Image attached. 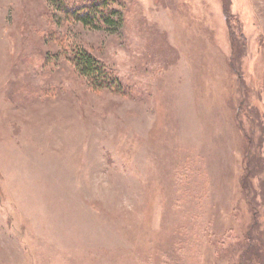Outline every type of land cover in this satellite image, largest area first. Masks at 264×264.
<instances>
[{"label": "rangeland", "instance_id": "rangeland-1", "mask_svg": "<svg viewBox=\"0 0 264 264\" xmlns=\"http://www.w3.org/2000/svg\"><path fill=\"white\" fill-rule=\"evenodd\" d=\"M110 3L0 0V264H264V0Z\"/></svg>", "mask_w": 264, "mask_h": 264}, {"label": "trees", "instance_id": "trees-1", "mask_svg": "<svg viewBox=\"0 0 264 264\" xmlns=\"http://www.w3.org/2000/svg\"><path fill=\"white\" fill-rule=\"evenodd\" d=\"M50 2H53V5L57 6L65 16L75 19L83 25L117 30L122 24L121 13L110 5V0H86V2L78 3L73 1L68 3L67 0H50ZM69 59L76 70L86 76L95 87L114 86L120 89L119 81L86 50L80 47L73 48Z\"/></svg>", "mask_w": 264, "mask_h": 264}]
</instances>
